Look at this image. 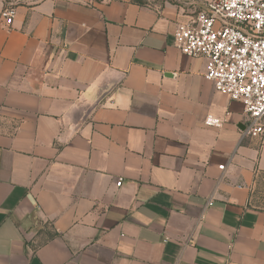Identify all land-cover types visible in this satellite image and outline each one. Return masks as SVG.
Returning <instances> with one entry per match:
<instances>
[{
  "label": "crops",
  "instance_id": "obj_1",
  "mask_svg": "<svg viewBox=\"0 0 264 264\" xmlns=\"http://www.w3.org/2000/svg\"><path fill=\"white\" fill-rule=\"evenodd\" d=\"M207 1L0 0V264H264V139L173 43Z\"/></svg>",
  "mask_w": 264,
  "mask_h": 264
},
{
  "label": "built area",
  "instance_id": "obj_2",
  "mask_svg": "<svg viewBox=\"0 0 264 264\" xmlns=\"http://www.w3.org/2000/svg\"><path fill=\"white\" fill-rule=\"evenodd\" d=\"M14 14L13 9L3 11L7 26ZM173 43L183 55L204 59V79L242 105L241 136L263 140L264 0H209L196 5L176 23ZM205 125L220 126L221 120L209 115ZM121 182L118 179L116 186Z\"/></svg>",
  "mask_w": 264,
  "mask_h": 264
},
{
  "label": "rangeland",
  "instance_id": "obj_3",
  "mask_svg": "<svg viewBox=\"0 0 264 264\" xmlns=\"http://www.w3.org/2000/svg\"><path fill=\"white\" fill-rule=\"evenodd\" d=\"M253 203L259 208H264V181H258L253 187Z\"/></svg>",
  "mask_w": 264,
  "mask_h": 264
},
{
  "label": "water",
  "instance_id": "obj_4",
  "mask_svg": "<svg viewBox=\"0 0 264 264\" xmlns=\"http://www.w3.org/2000/svg\"><path fill=\"white\" fill-rule=\"evenodd\" d=\"M240 128L243 129L244 128L243 125H240Z\"/></svg>",
  "mask_w": 264,
  "mask_h": 264
}]
</instances>
